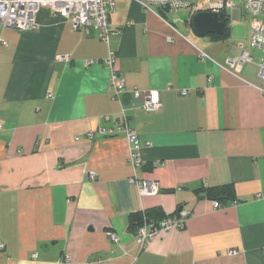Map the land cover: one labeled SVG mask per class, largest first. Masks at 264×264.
<instances>
[{"label":"crops","instance_id":"obj_1","mask_svg":"<svg viewBox=\"0 0 264 264\" xmlns=\"http://www.w3.org/2000/svg\"><path fill=\"white\" fill-rule=\"evenodd\" d=\"M177 14L115 0L108 44L46 9L33 30L0 28V264H264V82L250 18L226 11L225 37L193 38ZM243 51L253 62L229 70ZM110 52L126 107L133 90L161 95L157 112L127 114L151 144L136 170L126 138L100 133L121 112L102 64ZM133 175L159 192L140 196ZM226 184L236 202L219 209L197 193ZM178 208L189 213L181 229L145 243L129 232L132 213Z\"/></svg>","mask_w":264,"mask_h":264},{"label":"built area","instance_id":"obj_2","mask_svg":"<svg viewBox=\"0 0 264 264\" xmlns=\"http://www.w3.org/2000/svg\"><path fill=\"white\" fill-rule=\"evenodd\" d=\"M137 3L147 12L153 9H161L170 13L186 11L188 13V24L193 15L198 12H220L235 10L233 0H129ZM244 11L250 18V39L248 50L259 52L262 55L258 63L259 77L264 82V0H242ZM115 0H0V28L13 29L24 33L33 30L36 26V18L42 9H46L53 17L68 21L76 31H82L85 36H94L101 42L108 44L111 30L108 25L109 14L114 10ZM200 59L207 58L200 54ZM253 57L247 51L226 60L229 70L238 72L242 65L252 63ZM98 62L89 61L88 66ZM104 67L109 70V86L114 93V98L121 103L119 118L114 121L113 126L107 132L101 130L103 135H123L129 144L128 163L133 170L143 167L141 151L149 148L151 144H141L129 124L128 112L140 108L146 113L157 112L161 108V95L157 90L129 92L130 104H123L122 96L127 94L125 79L119 74L116 67L115 55L110 52L102 61ZM187 93L183 92L185 96ZM91 140L94 133L90 132L83 136ZM80 138H76L79 140ZM155 165H152L154 167ZM94 175L89 174V179L94 180ZM128 184L134 187L140 196H153L159 192V184L156 181L138 179L136 175L128 179ZM213 208L219 209L218 202H213ZM189 213L179 211L174 216L162 220L158 227L144 225L139 228L137 236L142 243L153 239L159 232H167L173 229H181L188 219ZM112 241H118L117 236L109 234ZM236 251L230 250L228 255L233 256ZM35 258V254L32 255ZM65 261H68L65 258Z\"/></svg>","mask_w":264,"mask_h":264},{"label":"trees","instance_id":"obj_3","mask_svg":"<svg viewBox=\"0 0 264 264\" xmlns=\"http://www.w3.org/2000/svg\"><path fill=\"white\" fill-rule=\"evenodd\" d=\"M221 21H223L226 26L228 23V18L224 14ZM228 29L226 28L225 33L223 36L219 37L216 35L210 36L211 38H217L221 39L227 35ZM197 193L204 194V197L213 200L215 202H218L220 207L226 206L229 202L233 203L236 202L235 197V189L232 184H226L219 187H208V188H201L197 191ZM179 208L176 211L175 214L179 212ZM174 216V215H173ZM171 217V216H170ZM165 217L159 210H153L151 212H136L129 215V232L137 235V232L139 228H141L144 225L152 226V228L158 227L159 223L164 220Z\"/></svg>","mask_w":264,"mask_h":264},{"label":"water","instance_id":"obj_4","mask_svg":"<svg viewBox=\"0 0 264 264\" xmlns=\"http://www.w3.org/2000/svg\"><path fill=\"white\" fill-rule=\"evenodd\" d=\"M223 14L220 12H198L192 16L190 26L193 34L198 38L207 36H223L226 24L221 21ZM13 30V29H10Z\"/></svg>","mask_w":264,"mask_h":264},{"label":"rangeland","instance_id":"obj_5","mask_svg":"<svg viewBox=\"0 0 264 264\" xmlns=\"http://www.w3.org/2000/svg\"><path fill=\"white\" fill-rule=\"evenodd\" d=\"M233 3L235 4L236 9L239 10L241 14H243L242 0H233ZM172 19L177 20V22L180 21V24L178 25V27L183 28L184 26H186V24H184V23L187 20V14L182 11V12L178 13L177 15H174ZM246 21H247V19H246ZM1 29H3V28H1ZM192 36H193V38H197L194 36L193 33H192Z\"/></svg>","mask_w":264,"mask_h":264}]
</instances>
